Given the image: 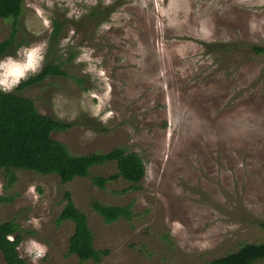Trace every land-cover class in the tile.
Segmentation results:
<instances>
[{
  "label": "rangeland",
  "instance_id": "1",
  "mask_svg": "<svg viewBox=\"0 0 264 264\" xmlns=\"http://www.w3.org/2000/svg\"><path fill=\"white\" fill-rule=\"evenodd\" d=\"M12 30L0 19V41ZM16 42L0 60V89L61 64L69 77L19 93L74 125L53 139L75 155L124 148L146 167L140 190L92 182L115 163L67 184L16 170L9 186L0 168V223L20 227L21 257L79 264L66 255L74 223L57 222L67 191L96 249L110 251L88 264H208L264 243V54L252 49L264 47V0H25ZM95 200L130 205L132 219L107 224Z\"/></svg>",
  "mask_w": 264,
  "mask_h": 264
},
{
  "label": "trees",
  "instance_id": "2",
  "mask_svg": "<svg viewBox=\"0 0 264 264\" xmlns=\"http://www.w3.org/2000/svg\"><path fill=\"white\" fill-rule=\"evenodd\" d=\"M25 0H0V19L13 20L10 36L0 41V60L8 54L17 53L20 44L16 42L18 21L24 11ZM100 8L91 13L92 17L101 14ZM109 13V12H108ZM109 16V15H108ZM103 19V18H99ZM56 35L60 26L55 22ZM256 54H264V47L252 46ZM49 76L69 77L61 64H47L37 75L22 82L14 92L0 89V168L8 176V185L16 181L15 171L23 170L42 175H57L64 184L76 178L91 177V170L115 163L117 172L109 177L93 176L92 182L105 189L109 182L123 179L130 183L129 189L140 190L146 177L143 159L135 152L115 148L107 153L75 155L65 144L53 139L54 132H65L72 123L42 115L34 102L21 96L25 87L44 81ZM6 199L0 196V204ZM66 204L57 222L70 221L75 225L69 239L67 256H76L79 264L101 263L109 256L108 249H96L95 236L88 224L87 216L81 212L70 192L65 193ZM92 208L107 224L120 219L131 220V206H110L95 200ZM264 228V224H262ZM32 234V232H28ZM24 240L20 227L14 221L0 223V251L6 264H32L21 257L19 247ZM264 261V243H245L236 252L216 258L208 264H257Z\"/></svg>",
  "mask_w": 264,
  "mask_h": 264
}]
</instances>
